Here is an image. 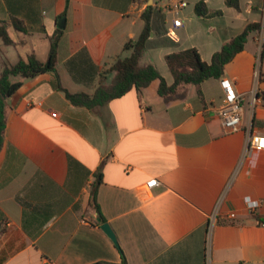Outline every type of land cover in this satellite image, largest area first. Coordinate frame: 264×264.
<instances>
[{"label":"crops","instance_id":"obj_1","mask_svg":"<svg viewBox=\"0 0 264 264\" xmlns=\"http://www.w3.org/2000/svg\"><path fill=\"white\" fill-rule=\"evenodd\" d=\"M200 1L222 15L201 20L194 11ZM225 2L11 0L16 18L25 19L32 8L52 33L64 18L56 74L72 94H92L98 79L75 82L67 61L85 50L104 71L128 57L124 45L142 32L148 6L164 16L175 45L146 50L140 65L154 66L168 86V54L194 48L210 63L247 24L260 23L261 30L249 34L222 78L186 86L180 100L164 101L154 82L89 110L70 104L54 73L13 78L21 85L6 100L0 150V264H120L89 204L98 178V206L127 264H264V150L245 154L247 130L264 135V103L252 110L248 96L256 83L264 93V0H239V10ZM12 18L0 0V26L15 43L0 40V72L5 63L36 57L33 50L19 54L28 41L19 38L24 33L15 31ZM177 20L181 24L174 27ZM35 34L47 37L41 31L25 35ZM223 79L246 95L237 132L227 131L217 114ZM151 180L158 185L148 187ZM254 200L260 207L251 215L246 204Z\"/></svg>","mask_w":264,"mask_h":264},{"label":"trees","instance_id":"obj_2","mask_svg":"<svg viewBox=\"0 0 264 264\" xmlns=\"http://www.w3.org/2000/svg\"><path fill=\"white\" fill-rule=\"evenodd\" d=\"M4 1L13 16L12 22L15 31L24 34L29 33V31H43L44 28L40 25V20L35 10L30 8L28 13L24 14L25 19H18L16 18V11L12 8L11 0ZM225 4L227 7L239 10V0H226ZM194 11L201 20L222 15L220 11L210 13L203 1L195 5ZM141 18L144 22L142 32L137 39L129 40L124 45V51L130 52V55L125 58L118 57L109 69L99 71L85 50L79 51L67 61L66 67L75 82L90 84L96 78L98 79V86L92 94H72L62 88L60 84L58 75L56 74V65L62 30L56 29L53 36L49 39V54L45 62H40L32 54L27 56L26 59L20 58L14 64L5 63L0 72V150L3 145L6 124V100L21 85V81L13 82V78L30 79L40 74L54 73L57 89L65 94L70 104L89 110L105 106L110 101L122 97L130 90L141 92L154 82H158L157 94L164 101L180 100L185 96L184 89L186 86H200L208 79L222 78L226 65L238 53L243 51L249 34L253 31L261 30L260 23L247 24L241 33L226 41L221 49L213 54L210 63L203 62L198 51L194 48L168 54L165 57V62L173 78L172 85L168 86L165 79L154 66L148 65L143 67L140 65V59L148 49L171 47L175 43L167 37L164 16L158 11L148 6L142 13ZM0 40L5 46L15 45L4 24L0 26ZM261 58H264V45H262ZM108 75H112V78L110 83L106 84ZM100 182L101 179L98 178L93 184L89 200L90 206L96 211L97 220L99 221L96 224L98 226L107 223L97 203V188ZM259 223H262L261 220H259ZM116 248L120 253V264H127L124 253L119 245H116ZM96 264L110 263L100 262Z\"/></svg>","mask_w":264,"mask_h":264},{"label":"built area","instance_id":"obj_3","mask_svg":"<svg viewBox=\"0 0 264 264\" xmlns=\"http://www.w3.org/2000/svg\"><path fill=\"white\" fill-rule=\"evenodd\" d=\"M180 7H185L186 3L181 1L179 3ZM180 21H174V27L180 26ZM167 37L171 40L175 39V34L173 31H168L166 33ZM258 75L256 73V79ZM221 84L224 90V98H223V105L219 108L217 114L221 120L223 127L230 132H237L240 130L241 127V119H242V111L243 105L246 99L245 94L237 93L234 89L231 82L227 80H221ZM248 96L250 97L251 101V108L252 110L258 103H264V93H260L257 88V83L253 87V89L249 92ZM264 150V135L255 134L251 131V129L247 130L246 134V155H250L256 151ZM158 185L157 180H151L147 183L148 187H155ZM260 207L259 201H249L246 204L247 212L251 215H254L256 211ZM218 213V207L214 210V213L211 215L210 220L213 221L216 219ZM229 219L235 218L234 213L228 214Z\"/></svg>","mask_w":264,"mask_h":264},{"label":"rangeland","instance_id":"obj_4","mask_svg":"<svg viewBox=\"0 0 264 264\" xmlns=\"http://www.w3.org/2000/svg\"><path fill=\"white\" fill-rule=\"evenodd\" d=\"M42 34H46L47 37L44 36H40V35H32V36H28L25 34H21L20 35V39H25L26 41H28V45L24 46V47H19L18 52L19 54L24 57L25 54H29L31 52V50L35 51L36 54V58L40 61V62H45L48 54H49V39L53 36V33L50 30V27H48V29L46 30V28L44 27L43 31H41ZM14 38V37H12ZM8 51H13L12 48H6ZM11 61H14V59H9Z\"/></svg>","mask_w":264,"mask_h":264},{"label":"water","instance_id":"obj_5","mask_svg":"<svg viewBox=\"0 0 264 264\" xmlns=\"http://www.w3.org/2000/svg\"><path fill=\"white\" fill-rule=\"evenodd\" d=\"M57 28L59 30H62L64 28V18L58 19ZM97 222H99V221L97 220ZM100 229L114 243V245H118L117 238H116L113 230L111 229V227L108 223L100 224Z\"/></svg>","mask_w":264,"mask_h":264}]
</instances>
